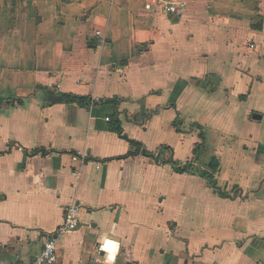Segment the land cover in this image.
<instances>
[{
    "label": "crops",
    "instance_id": "crops-1",
    "mask_svg": "<svg viewBox=\"0 0 264 264\" xmlns=\"http://www.w3.org/2000/svg\"><path fill=\"white\" fill-rule=\"evenodd\" d=\"M172 1L0 0V264H264V0Z\"/></svg>",
    "mask_w": 264,
    "mask_h": 264
},
{
    "label": "built area",
    "instance_id": "built-area-1",
    "mask_svg": "<svg viewBox=\"0 0 264 264\" xmlns=\"http://www.w3.org/2000/svg\"><path fill=\"white\" fill-rule=\"evenodd\" d=\"M149 7L159 6L164 12L171 15L181 16L183 12V5L172 0H143ZM97 36L98 33H95ZM109 120L108 117L105 118ZM79 225L78 222V208L71 206L64 210L62 224L58 228V233L65 231H73ZM57 238L54 236L48 237L42 245L39 255L36 257V264H58L56 253ZM105 242L99 243L97 251L102 252L106 258L109 257V252L104 248Z\"/></svg>",
    "mask_w": 264,
    "mask_h": 264
},
{
    "label": "trees",
    "instance_id": "trees-1",
    "mask_svg": "<svg viewBox=\"0 0 264 264\" xmlns=\"http://www.w3.org/2000/svg\"><path fill=\"white\" fill-rule=\"evenodd\" d=\"M60 97H61V101L65 102V103H77V104L103 103V102H100V101L92 102L87 97H80V96L69 95V94H60ZM4 99L5 98L0 97V104L2 103V101ZM5 101H7V99H5ZM7 102H11V103L16 102L18 104H21L22 100L21 99L12 98L11 100L9 99ZM109 130L112 131V132H115L117 135H119V136L123 137L124 139H126V137L122 135V130L120 128V123H119V120L117 119V114H115V115H113V117L109 118ZM131 143H133L134 145L137 146V144L135 142L132 141ZM41 152L43 154L45 153L44 150H42ZM216 167H217V164H214L213 161H211L210 164H209V171L208 172L207 171L206 172L205 171L204 172L196 171V173H198V175H200L202 177H205V179L209 183L213 184L214 183L213 173L215 172ZM175 170L177 172H189V173H194L195 172L194 170H192L190 168V165H186L184 167L175 166Z\"/></svg>",
    "mask_w": 264,
    "mask_h": 264
},
{
    "label": "water",
    "instance_id": "water-1",
    "mask_svg": "<svg viewBox=\"0 0 264 264\" xmlns=\"http://www.w3.org/2000/svg\"><path fill=\"white\" fill-rule=\"evenodd\" d=\"M49 99L52 100V101H59L60 100L59 96H53V95L50 96ZM253 117L254 118H259V115H254Z\"/></svg>",
    "mask_w": 264,
    "mask_h": 264
}]
</instances>
